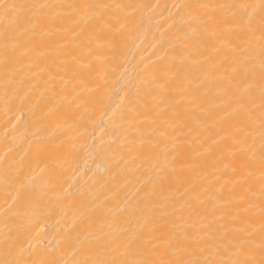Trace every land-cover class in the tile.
Masks as SVG:
<instances>
[{
	"label": "bare ground",
	"instance_id": "bare-ground-1",
	"mask_svg": "<svg viewBox=\"0 0 264 264\" xmlns=\"http://www.w3.org/2000/svg\"><path fill=\"white\" fill-rule=\"evenodd\" d=\"M6 3H94L140 5L136 9L100 10L103 25L90 28L88 47L92 55L77 53L80 63L73 64L78 80L55 88L45 78L34 74L32 61L38 67L51 59V42L59 38H34L35 52L21 56L15 65V83L5 96L4 69L0 65V259L5 258L4 238L15 236L9 259L29 262L56 261L63 264L73 258L67 241L90 234L104 225L105 231L124 227L121 212L136 197L137 189L156 182L151 170L155 152L175 154L171 141L143 152L129 151L133 138H152V125L145 119L146 109L159 100L152 78L166 85L187 84L195 75L209 71L201 66L207 57L214 62L213 48L229 25L223 23L220 10L208 15L221 21L209 29L200 42L188 40L187 15H177L176 4L258 3L259 0H0ZM199 12L200 10H194ZM131 13V15H127ZM119 42L118 59H111L114 41ZM2 43V42H0ZM71 51V45H69ZM37 53L39 59H37ZM116 81L123 104L118 110L126 121L117 127L119 115L108 119L104 112L116 108L119 96L112 94ZM148 81L149 83H146ZM103 92V96L99 95ZM212 98L204 108L212 112ZM37 114L44 119L37 123ZM103 117V119H101ZM202 131L197 140L181 139L176 171L170 181L156 184L159 197L179 195L192 180V164L210 163L202 154L203 146L227 131L228 121L217 111L213 116H200ZM87 127L86 142L78 135ZM135 158V163L131 161ZM109 225L111 227H109ZM31 246V254H29Z\"/></svg>",
	"mask_w": 264,
	"mask_h": 264
},
{
	"label": "snow or ice",
	"instance_id": "snow-or-ice-1",
	"mask_svg": "<svg viewBox=\"0 0 264 264\" xmlns=\"http://www.w3.org/2000/svg\"><path fill=\"white\" fill-rule=\"evenodd\" d=\"M138 7L142 6L0 2V65L4 69L5 96L12 91L20 57L35 52V37H48L50 42L53 37L59 38L51 42V59L46 67H38L37 61L30 65L36 69L34 74L43 76L45 83L55 88L57 81L67 84L78 80L73 64L80 63L78 52L92 55L88 47L90 28L94 23L103 25L100 10ZM173 7L178 16L187 15L185 36L191 41L200 42L210 34V28L220 26L221 21L203 10H220L225 13L223 23L229 25L219 38L220 46L213 48L214 62L207 57L202 62V67L210 65L209 71L193 76L187 84L166 85L155 78L150 81L159 91L158 102L146 109L151 113L145 119L152 125V138L144 140L143 132L137 129L141 139L130 140L129 151L143 152L145 144L155 150L161 141H171L175 154L155 152L154 165L149 158L156 182L149 188H138L135 199L120 209L124 227L105 231L102 224L82 238L69 237L73 258L63 264H264V0ZM118 53L116 41L111 48L113 62ZM112 94L119 96V101L116 108L103 115L110 120L119 115L117 127L130 124L123 112L118 113L126 95L119 81ZM209 96L212 112L203 106ZM217 111L224 114L228 125L226 132L203 146L202 154L211 157L210 163L190 165L191 182L178 196L161 199L156 184L162 186L174 176L180 145L187 143L181 138L197 140L203 130L199 117L213 116ZM43 119L37 114V123ZM78 135L87 148V127ZM131 162L135 163V158ZM16 239L4 238L5 258L0 264H37L8 258ZM29 249L31 254V246Z\"/></svg>",
	"mask_w": 264,
	"mask_h": 264
}]
</instances>
